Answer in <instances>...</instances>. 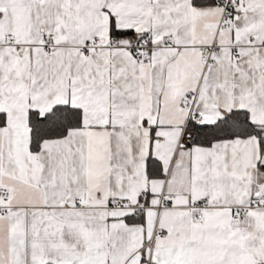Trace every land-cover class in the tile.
Instances as JSON below:
<instances>
[{
  "label": "snow or ice",
  "instance_id": "6c2138e0",
  "mask_svg": "<svg viewBox=\"0 0 264 264\" xmlns=\"http://www.w3.org/2000/svg\"><path fill=\"white\" fill-rule=\"evenodd\" d=\"M0 264H264V0H0Z\"/></svg>",
  "mask_w": 264,
  "mask_h": 264
}]
</instances>
